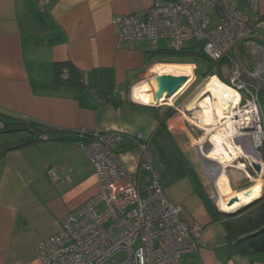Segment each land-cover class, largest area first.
<instances>
[{"label": "crops", "instance_id": "0c3cea01", "mask_svg": "<svg viewBox=\"0 0 264 264\" xmlns=\"http://www.w3.org/2000/svg\"><path fill=\"white\" fill-rule=\"evenodd\" d=\"M152 2L49 0L40 7L38 0H0V113L55 129L51 139L14 149L0 163V264H42L39 242L59 232L62 218L98 192L96 170L87 150L78 146L87 138L80 140L78 131L99 127L122 132L124 140L116 149L132 171L140 160L136 136L141 133L154 165L160 167L161 161L168 169L170 160L179 154L189 176L192 170L215 202L206 182L184 158L190 152L194 161L199 160L196 146L187 140L191 124L175 106L197 81V65L153 55L155 49L148 42L136 47L120 44L114 19L148 8ZM240 4L247 9V0ZM252 18L257 21L254 36L237 45L240 61L250 69L264 66V0H259V13ZM63 62L78 70L80 84L57 81L56 64ZM171 64L183 65L168 69ZM192 71L193 78L173 101L156 106L137 101L135 89L140 84L161 74ZM169 107L176 113L167 119L165 128L160 119ZM27 136L23 130L0 132V146ZM50 170L59 176L57 181L52 180ZM176 171L172 166L171 177ZM244 187L234 192L243 193L251 186ZM194 188V195L164 190L170 202L184 205L185 220L201 227L195 233L198 251L184 255L181 264H264V252L233 253L223 220L213 218Z\"/></svg>", "mask_w": 264, "mask_h": 264}, {"label": "built area", "instance_id": "2783aa9c", "mask_svg": "<svg viewBox=\"0 0 264 264\" xmlns=\"http://www.w3.org/2000/svg\"><path fill=\"white\" fill-rule=\"evenodd\" d=\"M240 0H153L141 11L114 19L122 46L136 47L148 42L155 48L160 39L181 49L191 41L203 45L206 56L215 62L228 60L230 85L240 93L238 108L246 120L238 123L248 129L255 148L264 145V121L260 114L259 91L264 66L250 69L240 61L237 45L254 36L259 0H247L248 12ZM49 0H38L40 7ZM218 22L212 25V13ZM64 69L62 77H67ZM240 119V117L238 118ZM78 142L93 164L99 184L96 194L62 218L59 232L39 242L42 264H181L184 255L199 249L195 233L200 224L185 220V207L170 202L161 176L154 166L148 142L136 138L140 160L130 170L117 146L124 134L94 128L78 131ZM52 180L59 176L49 172Z\"/></svg>", "mask_w": 264, "mask_h": 264}, {"label": "rangeland", "instance_id": "374dc122", "mask_svg": "<svg viewBox=\"0 0 264 264\" xmlns=\"http://www.w3.org/2000/svg\"><path fill=\"white\" fill-rule=\"evenodd\" d=\"M243 3V2H242ZM243 6L240 4V8L244 12H248V10L243 9ZM212 15V25H216L218 22V15L216 12L211 11ZM200 44L199 41H191L189 42L188 46H198ZM152 47V46H150ZM159 49H169L173 48V42L169 39L162 38L159 43L157 44V48ZM154 49H156L153 46ZM152 49V48H150ZM187 60L194 61L195 64L197 65L196 69V75L198 76L197 81L194 83V85L181 97L175 102V106L179 107L182 110V116H184L191 125L188 126L191 134H190V141L193 143L196 148H194V152H196L199 160L198 162L194 161L192 159V156L190 152L185 153L184 158L188 161V165L191 166V168L201 176L203 181L206 182L207 184V189L209 193L212 195V197L215 199V202L217 204V207H219L220 200L227 199L229 198L234 191H239V189H242L244 186L251 185V187L256 183L257 180L260 181L262 184L261 186V191H260V197L257 198L255 201L252 203L258 201L262 196H264V158L261 154L262 148H256L260 152V159L259 160H254L252 158H247L242 155L238 157H233L232 160L227 161L222 167L216 171V173L213 174L214 169L213 165L217 166V162L207 158L209 156L210 151L212 149L211 145V138L213 135V132L218 131V129L222 126L224 127L225 125L220 124L221 120H219L221 114L219 110V107L215 104V99L211 95L212 93L209 92L212 86H216L222 93L227 95L224 91L227 90L229 91V94L227 96L231 97L233 100L240 99V94L239 92L230 86V84L225 83L218 75L214 76H206L205 77V72L209 68H214L215 71L220 70V63H216L215 61L210 60V58L206 57H201V56H191L187 57ZM191 63H187L184 65H190ZM183 64H171L168 66V69H179V66ZM193 65V64H192ZM190 71V69H188ZM194 70V67H193ZM264 70V69H263ZM187 71V72H189ZM221 73L224 76V78L230 80L231 77V66L228 63H225L223 67L221 68ZM264 73V72H263ZM188 74V73H185ZM190 76V79L188 80V83L190 80L193 78V71L191 74H188ZM264 74L261 77L262 82H264ZM210 97L212 100V103L214 105V111L216 113V117L218 116V122L215 124H203L202 116L206 110V106L203 104V101L207 98ZM175 97H170L169 99H166L167 102L173 101ZM170 100V101H169ZM162 102H166L163 100ZM193 103L195 104V108L193 107ZM193 108V109H192ZM260 114L262 117V120L264 119L263 112L260 109ZM264 121V120H263ZM172 123V122H171ZM206 126V127H205ZM231 127V126H230ZM238 130L240 131L239 127L236 126ZM215 128V129H214ZM232 130L234 131V128L232 126ZM241 132V131H240ZM232 143H235V145H242L245 146L244 140L241 137H233L231 138ZM208 154V155H207ZM214 161V162H213ZM158 162V160H157ZM156 162V163H157ZM177 162V163H176ZM252 162H257L262 165V170L260 173H257L256 170L251 166ZM161 165L160 167L157 165H154L158 172L160 173L161 176V182L163 185L164 190L166 188H169L173 191H176L178 194H186V193H193V183L192 180L189 176V172L183 162V160L180 158L179 154L174 158L170 160V166L168 169H164L162 167V162L160 161ZM244 164V165H242ZM174 167V169H177L175 172L174 177H171L170 169L171 167ZM241 166L242 167L241 169ZM219 173L217 177V173ZM224 174L230 178L231 184L234 187L233 192L229 194H225L222 192H219L222 188V183L224 182ZM213 178H217V180H213ZM170 181V182H169ZM217 188L219 190H217ZM195 189V188H194ZM223 189V188H222ZM217 191L219 192L217 195ZM180 192V193H179ZM198 193V192H197ZM196 193V194H197ZM221 193V194H220ZM188 195V194H187ZM198 196L201 198L200 194L198 193ZM196 198L197 195H195ZM248 206V205H247ZM247 206L243 205L242 207L239 208V211L243 210ZM222 210V209H220ZM223 211V210H222ZM238 211V212H239Z\"/></svg>", "mask_w": 264, "mask_h": 264}, {"label": "trees", "instance_id": "16d2710c", "mask_svg": "<svg viewBox=\"0 0 264 264\" xmlns=\"http://www.w3.org/2000/svg\"><path fill=\"white\" fill-rule=\"evenodd\" d=\"M262 19L263 18H259V20ZM240 54L242 55V52H240ZM153 55L171 57L174 59L175 62L181 61L192 63L195 62L187 60L188 56H201L208 58V56H206V54L204 53L202 44H199L198 46L187 45L181 49L156 48ZM216 63H220V70L215 71V69L211 67L205 72V77L218 75L225 83L230 84V80L224 78L221 73L222 66L225 63H228V60L223 59ZM64 69L68 70L67 77H62ZM55 72L57 81L61 83L70 85L80 84V73L70 62L57 63ZM261 85L262 87L260 88L259 96L260 106L264 116V83L262 82V80ZM224 92L227 95L229 94V91L227 90H225ZM236 102L238 103V99L236 100ZM175 113L176 110L172 107L166 109L160 119L161 125L166 128L167 119L172 117ZM3 119H7V121L3 122ZM20 130L27 131L28 136L10 145H1L0 163L6 157V155L14 149L29 145L37 141L51 139L53 137L51 132L55 129L52 126H49L43 122L31 120L25 117H9L0 113V132H13ZM261 154L264 158V145L262 147ZM190 176L193 181L195 190L200 194L209 213L213 216L214 219L223 220V225L226 229L227 240L232 244L233 253L235 255H246L257 252H264V232H259L261 229L264 228V196H262L258 201L249 204L243 210L231 214L222 211L217 207L215 202L212 200L211 196L206 192L198 176L192 170L190 171ZM250 186V184H246L244 188H248Z\"/></svg>", "mask_w": 264, "mask_h": 264}, {"label": "bare ground", "instance_id": "6f19581e", "mask_svg": "<svg viewBox=\"0 0 264 264\" xmlns=\"http://www.w3.org/2000/svg\"><path fill=\"white\" fill-rule=\"evenodd\" d=\"M175 74V75H174ZM162 76H187L188 80L190 79V76L188 74H181V73H172V74H161L155 80L152 81H146L135 89L136 92V99L139 102L142 103H155L158 99L157 93L160 90L158 79ZM188 80L185 82V84L178 90L177 93H175L173 96L178 94L184 87L188 84ZM231 86V85H230ZM233 87V86H232ZM234 88V87H233ZM238 91V90H237ZM211 92L213 98L215 99V104L219 107L220 111V118L221 120L220 124L225 125L224 127H220L218 131L213 132L212 138H211V145L212 149L210 151L209 156L207 158H210L217 162V166L213 165V169L216 173L218 166L219 169L221 167H224L223 165L229 161L232 160L233 157H238L240 155L252 158L254 160H260V152L255 148L253 145V142L251 140V132L248 131V129H244L242 132L238 130L236 126H238V123L242 122V120H246L247 116L246 114H240V110L238 108V104L240 102V99H238V103H233V99L228 98L225 96L216 86H212L209 90ZM239 92V91H238ZM240 94V93H239ZM166 95V92H164V96ZM172 96V97H173ZM166 100L165 97H162L160 101ZM203 104L206 106V110L202 116L203 124H215L218 122V116L216 117V113L214 111V105L212 103V100L210 97H207ZM193 107L195 108V104L193 103ZM193 109V108H192ZM240 117V119H238ZM176 123L172 121V125H175ZM216 125V124H215ZM231 126V127H230ZM232 126L234 128V131L232 130ZM206 127V126H205ZM215 129V128H214ZM241 137L244 141L245 146L242 145H235V143H232L231 138L233 137ZM208 155V154H207ZM220 163V164H219ZM219 164V165H218ZM244 165V164H242ZM244 166H241V168ZM220 172L217 173V177ZM213 180H217V178H213ZM230 187V179L224 174V182L222 183V188L219 190V192H222L226 194V191ZM260 191H261V183L259 180L256 181V183L248 188L246 191L242 192H233V194L227 198V199H221L219 203L220 209L228 212L236 211L243 205L248 204L252 200L257 199L260 197ZM217 191V195L219 193ZM230 192V193H232ZM221 194V193H220ZM238 197L239 199L235 201L234 203H231V200L233 198Z\"/></svg>", "mask_w": 264, "mask_h": 264}, {"label": "water", "instance_id": "95a60500", "mask_svg": "<svg viewBox=\"0 0 264 264\" xmlns=\"http://www.w3.org/2000/svg\"><path fill=\"white\" fill-rule=\"evenodd\" d=\"M187 79H188L187 76H180V77H175V76H162V77H160L158 79L159 86H160V90L157 93V97H158L157 101L155 103H153V102H150V103H142L141 102V103L144 104L145 106H156L157 104H159L161 102L160 99L162 97H165V99H169L175 93H177L178 90L185 84V82L187 81ZM164 92H166V95L165 96H164ZM251 166L256 170L257 173H260L261 170L263 169L262 168V165L259 164V163H257V162H252L251 163ZM232 191H233V187H232V185L230 183V187L226 191V194H229ZM238 199H239L238 197L233 198V200H231V203H234ZM255 200H252L251 202H249L245 206L251 204ZM238 211H239V209L236 210V211H232V212H228V211H225V212L234 214V213H237ZM259 232L260 233L264 232V228L261 229Z\"/></svg>", "mask_w": 264, "mask_h": 264}]
</instances>
